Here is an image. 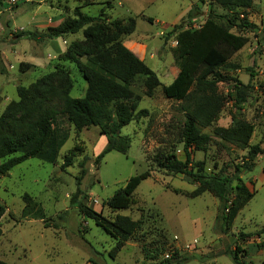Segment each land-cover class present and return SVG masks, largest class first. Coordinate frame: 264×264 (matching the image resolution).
<instances>
[{"label":"rangeland","instance_id":"1","mask_svg":"<svg viewBox=\"0 0 264 264\" xmlns=\"http://www.w3.org/2000/svg\"><path fill=\"white\" fill-rule=\"evenodd\" d=\"M204 1L205 4L199 0H1L0 116L11 102L19 100V87L30 86L56 66L64 67L74 81L71 97L83 98L87 89L77 68L59 60L56 46L19 38L21 31L42 34L57 13L65 19L73 18L82 7L80 11L85 15L101 16V23L132 18L136 30L121 38L124 46L156 73L162 86H167L180 71L173 54L177 42L175 35L170 36L171 31L180 24L183 29L199 28L212 9L220 25L227 27V18L237 25L230 28L231 32L249 38L244 50L229 60L240 69H222V73L252 85L247 102L238 106L236 84L221 83L218 89L224 107L217 121L203 130L212 142L205 151H192L194 162H204L209 175L232 176L241 171L240 178L253 196L232 226L224 229L221 204L213 193L194 196L198 184L160 168L162 157L171 152L181 161L186 159L181 137L186 102L167 99L162 87L152 98L147 97L145 79L139 77L132 90L141 99L135 114H141L121 132L129 140L125 154L113 151L96 165V158L108 145L107 138L98 127L78 132L61 121L67 140L56 153L48 146L42 156L29 159L0 177V204L6 208L0 220V260L7 264H160L176 250L201 258L188 264L264 262V235H256L264 227V26H256L253 33L241 30L238 26L244 19L242 14L224 10L211 4V0ZM192 7L200 16L186 20ZM246 19L251 23L249 14ZM254 20L264 24V13H258ZM58 41L60 48H68L75 41H84L83 31ZM31 62L40 63L41 68L20 69L22 63L32 65ZM240 120L255 126L250 145L262 150L251 172L240 168L249 149L225 144L213 133L216 127L230 128ZM67 158L71 165L64 167ZM82 163L86 171L82 189L87 195L82 202L107 219L121 215L141 222L138 234L117 253L113 254L117 241L78 208L70 206ZM147 170L151 177L138 187L128 210L112 212L104 206L132 177ZM25 195L36 205L34 215L28 217L23 216ZM159 244H165V251L156 260L147 259L143 249L153 250Z\"/></svg>","mask_w":264,"mask_h":264},{"label":"trees","instance_id":"2","mask_svg":"<svg viewBox=\"0 0 264 264\" xmlns=\"http://www.w3.org/2000/svg\"><path fill=\"white\" fill-rule=\"evenodd\" d=\"M255 1L211 0V4L242 14L244 19L238 27L253 33L257 27L247 21L246 15ZM199 3L205 4V1L199 0ZM82 8H78L76 17L67 18L59 26L49 27L42 34L33 31H21L18 34L19 38L26 37L45 45L83 31L84 41L70 44L59 60L71 63L77 68L87 84V89L83 98L71 97L74 81L62 66H56L53 72L30 86L18 88L19 100L11 102L0 116V177L27 160L42 156L48 146L54 148L56 153L67 140V132L60 126L61 121H66L78 132L85 128L98 127L100 134L107 138L108 145L96 158V165L113 151L125 154L129 148V140L121 136V132L141 114H135L141 99L132 90V84L142 77L145 79L147 97L152 98L155 91L162 87L163 95L167 99L186 102L181 133L186 159L181 161L171 152L162 157L160 168L167 173L184 175L198 184L194 196L213 193L221 204L224 229L230 228L243 205L253 195L243 184L241 171L232 176L209 175L204 162H194L192 151H205L212 142V137L203 133V130L217 121L224 107L225 101L218 89L221 83L236 84L238 106L247 102L252 85L222 73V69H240L229 60L246 47L249 38L231 32L230 28L237 25L227 18L224 19L228 26L220 25L217 21L219 17L212 9L209 18L197 29H183L182 24L176 25L170 36L175 35L177 46L173 54L180 71L171 84L162 86L156 73L125 47L121 40L123 36L135 32L134 19L118 20L111 24L101 23V16L85 15L80 11ZM199 16L200 12L192 7L186 20L193 21ZM24 67L29 69L33 65L22 63L20 69ZM254 131L255 126L246 120H240L230 128L216 127L213 131L214 136L223 143L242 150L249 149L248 156L240 167L245 172L253 170V162L262 153L258 145H250ZM17 154L19 155L16 156ZM70 165L71 159L67 158L64 167ZM81 169V174L76 178L77 190L71 196L70 206L78 208L84 217L92 220L97 227L117 241L113 254L117 253L138 234L142 228L141 222L121 215L110 220L86 206L82 202L87 196L82 189V180L86 173L84 163L81 164ZM150 177V170L132 177L104 206L112 212L128 210L133 203L134 193ZM23 200V216L34 215L36 205L32 198L25 195ZM5 212L6 208L0 204V220ZM39 216L42 215L35 217ZM256 235H264V227ZM240 236L252 237L254 234ZM143 251L147 259L156 260L165 251V244H159L153 250L144 248ZM198 260L201 258L196 255L180 254L175 250L171 255H166L160 264H188ZM0 264L7 263L0 260Z\"/></svg>","mask_w":264,"mask_h":264},{"label":"crops","instance_id":"3","mask_svg":"<svg viewBox=\"0 0 264 264\" xmlns=\"http://www.w3.org/2000/svg\"><path fill=\"white\" fill-rule=\"evenodd\" d=\"M262 5H263V1L262 0H256L254 2V6L252 7V9L247 11V13L249 14V20H250V22L252 24H255L256 26L260 27L261 29H263V26H264V24L262 23V21H259V23H258V21H255L254 19L257 16L258 13H264V8H263ZM190 8H191V6H190ZM190 10L191 9H189V11ZM57 14L54 16V18H52L54 22L52 21L51 23L50 22L47 23L46 29L49 28V27H54L55 25H56L55 27H57L64 20H66L63 17V15H60V14L57 15ZM58 40H65V38L64 39L63 38H59ZM58 40L56 39V40L51 41L49 45L51 46L53 44L54 46H56V48H58V50H59V55H61V54H63L66 51L67 48L66 47H62V45H61V48H60V46H58V43H59ZM48 47L49 46H47V48ZM242 50H244V48ZM241 51H239V52H241ZM31 64L33 65V67L41 68L40 65H39L40 63H38V62H31Z\"/></svg>","mask_w":264,"mask_h":264}]
</instances>
